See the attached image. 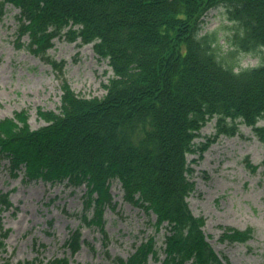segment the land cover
Masks as SVG:
<instances>
[{
	"label": "trees",
	"instance_id": "16d2710c",
	"mask_svg": "<svg viewBox=\"0 0 264 264\" xmlns=\"http://www.w3.org/2000/svg\"><path fill=\"white\" fill-rule=\"evenodd\" d=\"M5 4L18 9L17 35L27 36L30 51L45 54L55 38H79L92 43L112 71L102 98L77 96L63 82L58 113L38 109L45 122L38 129L29 127L25 112L1 120L0 159L10 172L23 169L25 181L84 186V211L92 209V216L82 218L101 231L105 208H114L110 186L117 180L125 202L155 216L156 230L167 224L160 264H222L206 241L205 219L187 202L194 190L188 156H202L220 135L237 134L240 124L264 144V128L256 126L264 117V61L234 74L233 53L221 56L214 33L200 35L202 18L223 7L236 26L235 50L254 52L264 48V0H3L0 19ZM212 118L215 135L197 144ZM9 206L1 197L0 207ZM7 234L0 225V251ZM250 237V230L222 228L219 240ZM154 244L149 238L126 261H116L158 260ZM65 245L75 253L80 232Z\"/></svg>",
	"mask_w": 264,
	"mask_h": 264
},
{
	"label": "rangeland",
	"instance_id": "374dc122",
	"mask_svg": "<svg viewBox=\"0 0 264 264\" xmlns=\"http://www.w3.org/2000/svg\"><path fill=\"white\" fill-rule=\"evenodd\" d=\"M5 10L0 19V121L24 111L32 130L42 127L45 123L37 110L58 113L61 79L78 96L105 95L104 85L112 72L107 62L94 54L92 44L56 39L44 56L36 55L27 49L26 36L16 39L18 11L10 5ZM235 29L222 9L209 11L201 29L202 35H216L221 56L233 53L228 58L233 69L245 59L231 42ZM259 54L263 62L264 52ZM45 58L55 61L56 66L49 65ZM256 126L264 127V119ZM214 135L215 119H211L195 142L203 143ZM263 155L264 145L252 129L240 125L236 135L219 136L202 156H188L194 190L187 202L195 216L205 218L204 233L222 264H264ZM22 177L23 173L11 175L7 161L0 159V196L8 194L11 202L10 208L0 214L3 228L9 230L0 264L32 259L46 262L64 256L69 264H117L116 258L126 260L147 237L154 240L158 257L150 258L148 263L160 264L164 258V229L157 232L154 216L148 217L123 200L116 180L110 186L115 205L103 212L101 231L82 218L85 213L88 218L92 216V210H83V186L74 189L66 182L51 186L41 181L24 182ZM222 228L250 230L251 237L244 243L221 241ZM76 229L81 232V246L71 256L64 243ZM103 233L107 240L104 242Z\"/></svg>",
	"mask_w": 264,
	"mask_h": 264
},
{
	"label": "clouds",
	"instance_id": "9594fccd",
	"mask_svg": "<svg viewBox=\"0 0 264 264\" xmlns=\"http://www.w3.org/2000/svg\"><path fill=\"white\" fill-rule=\"evenodd\" d=\"M260 52H264V48H261L257 53H241L245 59L239 62V66L233 69L234 74H239L242 70H249L260 67L262 65Z\"/></svg>",
	"mask_w": 264,
	"mask_h": 264
}]
</instances>
